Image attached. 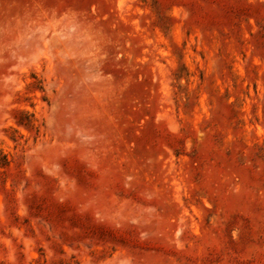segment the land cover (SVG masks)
Masks as SVG:
<instances>
[{"label": "rangeland", "instance_id": "rangeland-1", "mask_svg": "<svg viewBox=\"0 0 264 264\" xmlns=\"http://www.w3.org/2000/svg\"><path fill=\"white\" fill-rule=\"evenodd\" d=\"M0 264H264V0H0Z\"/></svg>", "mask_w": 264, "mask_h": 264}]
</instances>
